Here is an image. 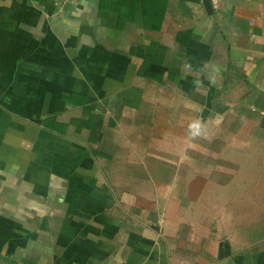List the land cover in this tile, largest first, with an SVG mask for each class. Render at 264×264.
Wrapping results in <instances>:
<instances>
[{
  "label": "crops",
  "instance_id": "1",
  "mask_svg": "<svg viewBox=\"0 0 264 264\" xmlns=\"http://www.w3.org/2000/svg\"><path fill=\"white\" fill-rule=\"evenodd\" d=\"M144 2L0 0V264H264V0Z\"/></svg>",
  "mask_w": 264,
  "mask_h": 264
},
{
  "label": "trees",
  "instance_id": "2",
  "mask_svg": "<svg viewBox=\"0 0 264 264\" xmlns=\"http://www.w3.org/2000/svg\"><path fill=\"white\" fill-rule=\"evenodd\" d=\"M146 4L144 0H102L101 8L107 12L116 13L122 19L132 20L129 16L131 11L142 12Z\"/></svg>",
  "mask_w": 264,
  "mask_h": 264
},
{
  "label": "rangeland",
  "instance_id": "3",
  "mask_svg": "<svg viewBox=\"0 0 264 264\" xmlns=\"http://www.w3.org/2000/svg\"><path fill=\"white\" fill-rule=\"evenodd\" d=\"M234 160H235V165H242L241 159L234 157ZM258 161L259 160L257 157H251V166H253L254 164L255 165L258 164ZM219 163H221V162H219ZM241 169L242 168H236V170H235L236 172L240 173V177H239L240 179H242V177H243V173H242ZM253 174H255V176H257V171L255 169H254V171L251 172V174H248V178H251V182L257 180V178L253 176ZM254 191H256V190L255 189L253 190V187H252L251 192L253 193V195L255 194ZM253 195H252V197H253Z\"/></svg>",
  "mask_w": 264,
  "mask_h": 264
},
{
  "label": "water",
  "instance_id": "4",
  "mask_svg": "<svg viewBox=\"0 0 264 264\" xmlns=\"http://www.w3.org/2000/svg\"><path fill=\"white\" fill-rule=\"evenodd\" d=\"M206 7L209 9L211 8V0H204Z\"/></svg>",
  "mask_w": 264,
  "mask_h": 264
}]
</instances>
